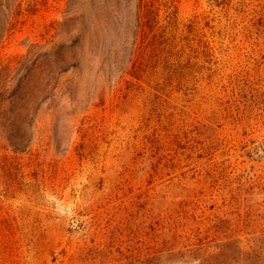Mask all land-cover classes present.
Masks as SVG:
<instances>
[{"label":"rangeland","instance_id":"1","mask_svg":"<svg viewBox=\"0 0 264 264\" xmlns=\"http://www.w3.org/2000/svg\"><path fill=\"white\" fill-rule=\"evenodd\" d=\"M0 0V264H264V0Z\"/></svg>","mask_w":264,"mask_h":264},{"label":"trees","instance_id":"2","mask_svg":"<svg viewBox=\"0 0 264 264\" xmlns=\"http://www.w3.org/2000/svg\"><path fill=\"white\" fill-rule=\"evenodd\" d=\"M17 2V0H7V8L10 11V15L9 17H11L12 13H13V8L15 6V3Z\"/></svg>","mask_w":264,"mask_h":264}]
</instances>
